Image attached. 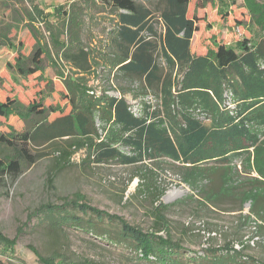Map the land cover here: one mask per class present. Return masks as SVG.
<instances>
[{"label":"trees","instance_id":"16d2710c","mask_svg":"<svg viewBox=\"0 0 264 264\" xmlns=\"http://www.w3.org/2000/svg\"><path fill=\"white\" fill-rule=\"evenodd\" d=\"M8 1L17 3V20L29 27L36 42L29 54L18 53L7 68L21 77L40 72L38 77L44 78V56L51 57L54 51L72 70L64 73L61 69L59 73L64 86L59 94L66 100L65 105L46 104L44 93L52 84L47 79L37 99L28 103L17 96L0 99V120L5 118L8 127L7 132H0V146L11 150V157L0 159L2 178L20 175L30 144L61 139L66 145L55 147L61 165L72 163L73 156L81 150L85 153L83 164L120 161L135 165L162 156L193 164L213 162L216 167L212 170L222 174V187L227 190V170L234 156L251 154L255 147L257 171L264 178V143L259 137L260 128L264 130V36L255 40L251 24L255 16V23L264 29V0H245L243 4L250 17L239 23L250 35L244 32L234 43L216 42L213 37L214 46L205 53L192 49L198 29L197 13L190 15L192 0H71L69 5L49 10L31 0H27L29 5L25 0ZM218 1L222 15L237 3ZM208 2L216 0H197L195 5L205 7ZM99 13L110 16L112 23L104 45L107 50L96 55L88 48L85 33L88 17ZM38 19L44 21L50 34V46L39 36L35 23ZM157 23L163 27L161 33ZM9 31L0 33L4 42L11 40ZM100 64L127 80H140L144 89L159 91L160 106L153 110L145 104L143 115H137L124 96L98 94L86 75L94 73ZM227 98L233 106L225 104ZM201 114L208 122L201 119ZM11 117L23 122L21 130L9 122ZM97 118L102 126L97 125ZM117 141L133 153L121 151L115 145ZM140 176L137 192L154 195L153 203L160 201L164 188L158 191L152 176ZM218 191L214 193L217 200ZM258 193L251 211L256 219L264 220V189ZM246 194L236 196L244 203ZM168 208L161 202L153 205L155 220L150 230L91 205L79 194L67 197L61 204L44 203L34 212L51 229L78 228L124 246L142 264H264L234 244L210 248L203 254H188L166 222ZM15 244L16 240L0 232L3 252H14ZM33 249L41 264H105L87 259L69 261L62 255H45ZM0 264L12 263L0 258Z\"/></svg>","mask_w":264,"mask_h":264},{"label":"rangeland","instance_id":"374dc122","mask_svg":"<svg viewBox=\"0 0 264 264\" xmlns=\"http://www.w3.org/2000/svg\"><path fill=\"white\" fill-rule=\"evenodd\" d=\"M32 1L45 10L60 4L69 5L70 2L31 0V3ZM196 2L197 0H192L190 6V15H198V29L192 41L193 51L207 52L208 47L214 46L213 37L216 42L234 43L244 32L250 35L239 23L250 17L243 6L245 0H237L226 15L218 12V0L199 8L196 7ZM16 4L15 1L0 0V33L9 29L8 38L11 39L4 42L0 35V99L17 96L28 103L37 99L39 91L46 87L47 79L52 81V86L44 93L46 104L65 105L66 100L59 94L64 90L59 73L61 69L64 73H69L72 69L54 51L51 57L46 54L44 56V78L38 77L40 72L27 78L21 77L7 68V63H14L18 53L29 54L36 42L29 27L18 22L14 9ZM25 4L29 5V2L25 0ZM223 8H227L226 4ZM109 17L99 13L94 14L93 18L88 17L86 21L85 42L95 54L107 50L104 45L112 23ZM254 17L251 24L255 40H258L264 36V29L255 23ZM35 23L40 29L41 40L52 45L44 21L38 19ZM156 28L161 33L163 27L160 23L156 24ZM94 69L95 72L86 75V78L89 85L98 89V94L103 92L124 96L137 115H143L145 104L151 105L153 110L160 106L159 91L144 89L140 80H127L115 71L110 72L104 64ZM225 104L233 106L228 98ZM199 116L208 122L209 119L204 118L206 115ZM9 122L17 130L23 127V122L16 117H11ZM97 125L102 126L99 118ZM28 126H31L30 121ZM260 129L259 137L264 143V130ZM7 131L5 118H1L0 132ZM100 132L105 136L102 129ZM57 141L30 144L20 175L15 179L9 175L3 178L0 176V232L8 239L16 240L14 252H3L0 249L3 261L12 264H41L40 256L33 249L35 247L45 255H62L69 261L87 259L105 264H142L138 259H133L129 249L124 246L113 245L78 228L51 229L42 222V218L35 215L34 211L44 203L61 204L67 197L79 194L91 205L123 216L147 230L152 229L155 220L153 205L161 202L169 207L165 211V217L174 239L189 250L188 254H203L210 248L234 244L236 248L264 262V220L256 219L257 216L251 211L254 198L264 189V184L258 181H264V178L257 171L255 147L251 154L234 156L231 168L227 170V190L222 187V174L212 170L216 167L213 162L193 164L162 156L154 160L145 159L135 165L120 161L83 164L85 153L81 150L73 156L72 163L61 165L57 159L59 152L55 147L66 145V142L63 139ZM115 145L124 153H133L119 141ZM5 155L11 157V150L7 146H0V159L5 160ZM146 167L152 171H148ZM138 173L152 176V183L156 184L158 191L164 188L160 201L153 203L154 195L137 192L141 179L140 175H136ZM217 191L219 200L214 195ZM241 193H247L244 203L236 196ZM240 205L243 209H240ZM161 233L165 234L163 231Z\"/></svg>","mask_w":264,"mask_h":264},{"label":"built area","instance_id":"2783aa9c","mask_svg":"<svg viewBox=\"0 0 264 264\" xmlns=\"http://www.w3.org/2000/svg\"><path fill=\"white\" fill-rule=\"evenodd\" d=\"M71 1V0H70Z\"/></svg>","mask_w":264,"mask_h":264}]
</instances>
